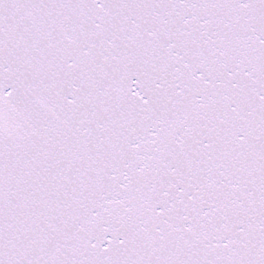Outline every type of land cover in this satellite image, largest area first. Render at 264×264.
Wrapping results in <instances>:
<instances>
[{
	"label": "snow or ice",
	"instance_id": "obj_1",
	"mask_svg": "<svg viewBox=\"0 0 264 264\" xmlns=\"http://www.w3.org/2000/svg\"><path fill=\"white\" fill-rule=\"evenodd\" d=\"M0 264H264V0H0Z\"/></svg>",
	"mask_w": 264,
	"mask_h": 264
}]
</instances>
